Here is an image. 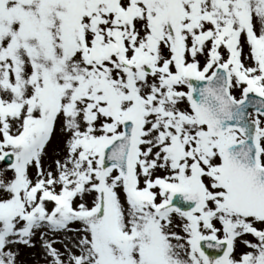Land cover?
<instances>
[{
	"label": "snow or ice",
	"instance_id": "1",
	"mask_svg": "<svg viewBox=\"0 0 264 264\" xmlns=\"http://www.w3.org/2000/svg\"><path fill=\"white\" fill-rule=\"evenodd\" d=\"M0 264H264V0H0Z\"/></svg>",
	"mask_w": 264,
	"mask_h": 264
}]
</instances>
